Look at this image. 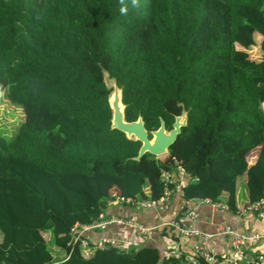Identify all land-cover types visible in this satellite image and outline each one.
<instances>
[{
  "label": "trees",
  "instance_id": "16d2710c",
  "mask_svg": "<svg viewBox=\"0 0 264 264\" xmlns=\"http://www.w3.org/2000/svg\"><path fill=\"white\" fill-rule=\"evenodd\" d=\"M106 76L149 137L186 112L168 148L198 178L184 199L236 212L264 197V0H0V90L23 113L0 133V264H188L149 246L71 250L110 180L132 200L162 192L160 159L134 160L140 142L110 127Z\"/></svg>",
  "mask_w": 264,
  "mask_h": 264
},
{
  "label": "built area",
  "instance_id": "2783aa9c",
  "mask_svg": "<svg viewBox=\"0 0 264 264\" xmlns=\"http://www.w3.org/2000/svg\"><path fill=\"white\" fill-rule=\"evenodd\" d=\"M159 159L161 164L156 178L162 192L156 199L135 201L133 205L137 209L166 210L173 195L182 193L184 186L198 180L196 176L185 170L180 157L175 152H167L163 158ZM108 201L120 205L132 204L131 198L122 197L118 191H109ZM192 201L209 205L213 210H228L227 205L222 201H212L209 198L192 199ZM235 213L237 216L252 215L264 221V197L240 206ZM198 217L199 214L195 208H182L178 216L153 226H146L124 216L109 215L103 211L92 223H75L71 226V250H103L113 247L118 251H131L137 246L146 244L136 240L135 236L145 238L154 230L163 229L172 236L171 239L174 241V246L168 250V254L181 258L185 263L264 264V253L253 251L256 243L264 237L263 233L239 231L225 222L215 223L211 229H202L198 226ZM109 229L128 232L129 237L118 238L105 235L104 233ZM94 233L99 234L97 239L91 236ZM181 238L187 240L188 250H184ZM227 239L228 246L224 250H219L218 243Z\"/></svg>",
  "mask_w": 264,
  "mask_h": 264
},
{
  "label": "crops",
  "instance_id": "0c3cea01",
  "mask_svg": "<svg viewBox=\"0 0 264 264\" xmlns=\"http://www.w3.org/2000/svg\"><path fill=\"white\" fill-rule=\"evenodd\" d=\"M255 155V154H254ZM253 153L251 156H254ZM110 191H118L119 190V181L110 180L109 181ZM238 193L240 195L241 201L238 200V205H242V203H246L247 199L245 198V186L239 187L238 184ZM109 202V203H108ZM192 207L195 208L199 214L198 217V226L202 229H211L212 225L219 222H225L230 224L233 228L239 231H256L264 234V221H261L258 218H255L252 215H244L237 216L235 211L232 212L229 209L225 211L213 210L209 205L196 203L192 200H186L182 197V193H177L172 196L168 208L166 210H154V209H146V210H136L131 209L128 206L120 205L112 203L107 199V207L104 210L106 214H120L127 215L132 217L134 220L146 224L148 226H152L153 224H158L161 222L168 221L174 216H178L181 212L182 208ZM108 236H114L118 238L129 237L128 232H123L121 230L109 229L105 233ZM94 239H97L99 234L94 233L91 234ZM133 236V234H132ZM136 240L139 242H143L146 244H142V246L156 247L159 250V254L163 257L169 249L174 246V241L167 235L166 232L159 230L158 232H154L149 239L144 238L143 236H135ZM181 243L184 250H188V242L187 240L181 238ZM179 240V242H180ZM228 246V239L224 242L218 243L217 248L219 250H224ZM141 246H137L134 248H140ZM253 251L256 253H264V237H261L260 240L256 243L253 248ZM165 257V256H164Z\"/></svg>",
  "mask_w": 264,
  "mask_h": 264
},
{
  "label": "water",
  "instance_id": "95a60500",
  "mask_svg": "<svg viewBox=\"0 0 264 264\" xmlns=\"http://www.w3.org/2000/svg\"><path fill=\"white\" fill-rule=\"evenodd\" d=\"M105 85L108 89H111L108 97V105L111 110L110 127L124 133L126 138H132L140 142L138 153L133 159L139 160L145 153H149L157 158L164 156L168 152V148L176 140L177 135L181 132V128L186 125V112L182 109L181 115H175L169 130H166L163 119H160L159 127L151 130L149 137L140 115L134 121L125 120V105L122 103L121 88L117 85L116 79L106 76Z\"/></svg>",
  "mask_w": 264,
  "mask_h": 264
},
{
  "label": "rangeland",
  "instance_id": "374dc122",
  "mask_svg": "<svg viewBox=\"0 0 264 264\" xmlns=\"http://www.w3.org/2000/svg\"><path fill=\"white\" fill-rule=\"evenodd\" d=\"M22 120L23 113L21 106L10 102L6 96V92L0 90V133L6 137L11 136ZM159 158H163V156ZM239 187H244L243 180H240Z\"/></svg>",
  "mask_w": 264,
  "mask_h": 264
},
{
  "label": "bare ground",
  "instance_id": "6f19581e",
  "mask_svg": "<svg viewBox=\"0 0 264 264\" xmlns=\"http://www.w3.org/2000/svg\"><path fill=\"white\" fill-rule=\"evenodd\" d=\"M184 167V166H183ZM140 200H143V199H140ZM135 201H138V200H132V204H130V203H128V204H124V206H128L129 208H133V209H136V210H146V209H137V208H135L134 207V205H133V203L135 202ZM155 210V209H154ZM236 214V213H235ZM115 215H120V214H115ZM121 216H124V217H126V218H129V219H131V220H134L132 217H129V216H127V215H121ZM96 221V220H95ZM134 221H136V220H134ZM136 222H138V221H136ZM139 223H141V222H139ZM141 224H143V223H141ZM159 224V223H158ZM143 225H146V224H143ZM153 225H155V224H153ZM152 225V226H153ZM146 226H148V225H146ZM159 230H162V231H164V232H166L167 233V231H165V230H163V229H157V230H154L151 234H149V236H145V238H148L149 239V237L156 231V232H158ZM167 235L171 238L172 236L170 235V234H168L167 233ZM167 254H168V251H167ZM169 255V254H168Z\"/></svg>",
  "mask_w": 264,
  "mask_h": 264
},
{
  "label": "clouds",
  "instance_id": "9594fccd",
  "mask_svg": "<svg viewBox=\"0 0 264 264\" xmlns=\"http://www.w3.org/2000/svg\"><path fill=\"white\" fill-rule=\"evenodd\" d=\"M132 6L133 7L137 6V0H132ZM126 11H127L126 7L125 6H121L120 12L121 13H125Z\"/></svg>",
  "mask_w": 264,
  "mask_h": 264
}]
</instances>
